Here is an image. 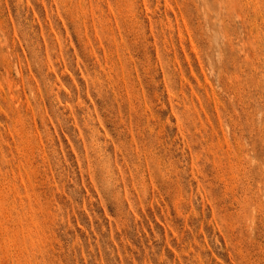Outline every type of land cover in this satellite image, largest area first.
I'll use <instances>...</instances> for the list:
<instances>
[{"label": "rangeland", "instance_id": "374dc122", "mask_svg": "<svg viewBox=\"0 0 264 264\" xmlns=\"http://www.w3.org/2000/svg\"><path fill=\"white\" fill-rule=\"evenodd\" d=\"M0 264H264V0H0Z\"/></svg>", "mask_w": 264, "mask_h": 264}]
</instances>
